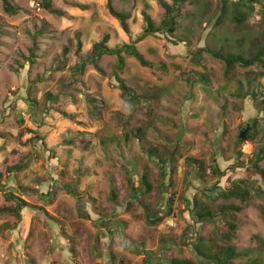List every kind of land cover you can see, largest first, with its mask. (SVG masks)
Wrapping results in <instances>:
<instances>
[{
    "label": "rangeland",
    "instance_id": "1",
    "mask_svg": "<svg viewBox=\"0 0 264 264\" xmlns=\"http://www.w3.org/2000/svg\"><path fill=\"white\" fill-rule=\"evenodd\" d=\"M10 1L20 12L7 14L0 0V185L29 206L19 219L9 211L16 202L0 192V264H146L132 249L152 251L155 264H209L193 247L199 239L208 255L231 244L242 254L235 264L264 260V193L252 186L261 180L254 164L264 148V111L249 95L264 92V67L236 66L226 74V64L204 50L253 56L264 44V0L253 11L229 0L219 26L224 0H188L173 34L136 45L155 68L126 57L118 71L117 58L103 56L100 70L87 65L81 72L105 34L111 48L133 43L145 27L144 11L159 27L165 18L159 1L113 0L130 15L128 32L107 0H52L62 15L45 8V0ZM236 10L247 15L241 25L232 20ZM117 76L146 98L144 106L123 99ZM169 157L172 164L162 168ZM210 165L226 175H213ZM145 171L153 188L132 200L130 180L140 186ZM235 181L251 190L245 203L209 191ZM51 191L52 203L43 198ZM80 202L89 218L79 214ZM142 203L160 216L171 206V214L150 224ZM205 210L217 213L213 223L196 220ZM111 218L124 226L113 228ZM232 222L237 230L228 241Z\"/></svg>",
    "mask_w": 264,
    "mask_h": 264
},
{
    "label": "trees",
    "instance_id": "2",
    "mask_svg": "<svg viewBox=\"0 0 264 264\" xmlns=\"http://www.w3.org/2000/svg\"><path fill=\"white\" fill-rule=\"evenodd\" d=\"M3 9L4 11L9 14V15H17L20 12V8L13 5L10 0H1ZM160 5L164 8L165 10V18L163 19L161 25L159 27L155 26V23L151 16L144 11L143 12V18L145 22V27L142 31V33L136 38V40L133 43L130 44H124L121 47L117 48H111L108 45L109 42V35L105 34L102 39L98 42H95L92 46L91 53L87 57V59L82 60L81 65L78 67L79 71L81 72L87 65H92L96 69L100 70V67L98 65L99 61L103 56H115L117 58V68L118 71H122L125 67V59L126 57H134L142 66L144 67H149V68H155L156 64L153 62H150L145 59V57L140 53V51L137 49V43L145 40L149 36H158L159 34L164 35V36H169V34H173L176 31V24H177V18L180 16L181 9L184 6V4L188 0H173L172 3H168L164 0H158ZM229 0H224L223 5L221 8V14L220 17L218 18L217 21V26L221 25L224 20V16L226 14V4ZM263 0H238L237 5H240L242 7L248 8V10L253 11L254 7L257 3H260ZM44 6L51 12H55V10L52 7V0H45L44 1ZM107 6L109 9L110 14L116 18L122 28L128 32V19L130 18V15L125 12H119L117 11L114 6H113V0H107ZM81 7V6H80ZM56 14L62 15L60 12H55ZM247 18V15L245 13H241L239 10H236L233 13L232 20L237 24L241 25ZM38 42L35 39L33 47L31 49V57L30 61L33 62L34 58L36 57V50H37ZM81 41L78 43V50L77 52L80 54L81 51ZM209 51L213 56L216 58L222 60L226 64V74H229L236 66H240L242 68H249L251 66H254L255 64H260L262 67H264V44L261 45L260 47L257 48L255 54L251 57H245L242 54H227V55H221L219 52L214 51V50H209V49H204ZM117 81H118V88L121 90V94L123 99L129 104L135 103L139 104L140 106H144V102L146 101L145 97H142L138 95L133 89H131L124 80L120 79V77L117 76ZM262 94V95H261ZM254 100L260 101L258 104V109L260 111H264V92L257 94L255 92H251L249 94ZM33 109L36 108V103L32 105ZM253 124H256L257 119H253L251 121ZM249 125V124H248ZM139 136V134H138ZM254 134L250 133L248 135V140H253ZM239 143L243 142V139L239 137L238 139ZM239 154H241L239 152ZM264 160V148H262L257 154L256 162L254 164L256 168V173L260 177V183L254 182L252 184L253 188L257 191H262L264 193V168H259L258 163ZM173 159L169 157L165 161H160V166L163 168L167 164H172ZM238 166V163H236ZM20 170H22V167H18ZM199 169L202 171L207 170V166L204 162H200L199 164ZM210 169L213 173V175H218L219 178L224 177L226 175V172H222L220 170V167L218 165H210ZM162 173L165 175V170ZM0 178H1V173H0ZM242 181H235L230 184L229 187H220L219 183L214 184V186L209 189L211 192H216V196L218 198H223L225 200H229L231 198H236L242 203H245L251 196V190L248 189L247 187H242L240 184ZM130 184L132 187V200H137L140 199V196L146 195L151 192L153 185L149 177L148 171H145L141 174L139 178V185L141 186H136L133 180H130ZM143 187V188H142ZM0 192H2L6 199L8 201H15L16 206L9 210L12 214H14L17 218L21 219L22 218V212L25 208H27L28 202L25 201L23 198L20 196L16 195L14 192L9 191L2 187L0 185ZM30 193L33 192L32 190L29 191ZM72 193V191H70ZM54 196V192L51 191L49 193H46L43 195V198H46L49 200L50 203H52V199ZM214 197V196H213ZM112 200L114 202H117V194L115 192L112 193ZM197 203L196 200H193ZM194 202V203H195ZM132 202L129 201L128 205L130 206ZM84 204L80 202L79 204V214L83 218H89L88 212L85 210V207L83 206ZM145 214L147 217V221L150 224H158L161 223L165 216H170L171 214V206L167 209L166 215L165 216H160L158 215L159 211H155L153 213L148 205L145 203H142ZM118 206V205H117ZM237 210H241V208H237ZM217 216V213L210 211V210H205V211H197L196 213V220L198 222H209L213 223L214 218ZM113 220L114 222H112ZM101 223L106 225L107 223L104 222V219L101 220ZM112 223V227L116 228L117 230H120L122 228L123 222L119 220H114L110 219L109 224ZM112 230V229H111ZM237 230V225L235 223H230L229 224V232L225 234V238L228 241H232L235 237L234 233ZM198 242L194 243L195 250L198 254V257L200 258L201 263H209V264H235V260L240 259L242 257V254L237 251V249L231 244H228L227 246H221L219 247V251L217 253H212V255H208V253H205L204 250L207 251V248L205 247L204 242L199 239L197 240ZM171 242V241H170ZM166 244V243H165ZM201 245V248L199 247ZM132 246H130L131 248ZM133 248V247H132ZM170 245L166 246L164 245V249H169ZM133 251H136L140 254H144V261L146 264H155L154 258L156 257L152 251H144V250H137V249H132ZM208 252V251H207ZM161 262V264H194L193 262L190 261H181V260H175L172 259L170 261ZM254 264H264V260H255Z\"/></svg>",
    "mask_w": 264,
    "mask_h": 264
},
{
    "label": "water",
    "instance_id": "3",
    "mask_svg": "<svg viewBox=\"0 0 264 264\" xmlns=\"http://www.w3.org/2000/svg\"><path fill=\"white\" fill-rule=\"evenodd\" d=\"M250 129L249 125L247 128H245V130H243L240 134V138L245 140L247 138V131Z\"/></svg>",
    "mask_w": 264,
    "mask_h": 264
}]
</instances>
